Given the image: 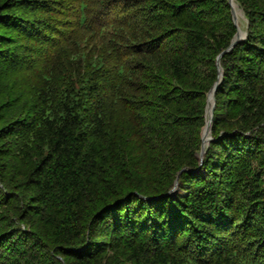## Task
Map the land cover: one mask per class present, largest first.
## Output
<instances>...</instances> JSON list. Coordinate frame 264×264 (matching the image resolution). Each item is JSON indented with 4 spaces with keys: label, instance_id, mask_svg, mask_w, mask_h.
I'll return each instance as SVG.
<instances>
[{
    "label": "trees",
    "instance_id": "obj_1",
    "mask_svg": "<svg viewBox=\"0 0 264 264\" xmlns=\"http://www.w3.org/2000/svg\"><path fill=\"white\" fill-rule=\"evenodd\" d=\"M236 1L200 163L229 0H0V264H264V0Z\"/></svg>",
    "mask_w": 264,
    "mask_h": 264
},
{
    "label": "bare ground",
    "instance_id": "obj_2",
    "mask_svg": "<svg viewBox=\"0 0 264 264\" xmlns=\"http://www.w3.org/2000/svg\"><path fill=\"white\" fill-rule=\"evenodd\" d=\"M234 0H231V2H232V6L234 5V7H235V9H236V11H237V16H239L240 15V13L239 12H241V14H242V11H240L239 10V4H238V2H233ZM231 4V3H230ZM238 18V17H237ZM236 25H237V23H236ZM240 31H241V29H240ZM246 35H247V30H246V32H245V35L243 36V37H241V34H239V29L237 28V33H236V35L234 36V39H238V38H241V39H243L244 37H246ZM240 39V40H241ZM220 64V61H218L217 60V65H218V67H219V64ZM221 65V64H220ZM220 76H221V74H220ZM212 92H211V98H210V100H209V108H210V112H209V115H208V124H209V126L207 127V130H206V134H205V139H204V135H203V149H204V146H206V144L208 143V140H209V138H210V133H211V127H210V125H211V115H212V112H213V109H215V87L213 86L212 88ZM210 89V90H211ZM207 95H208V93H207ZM214 104V105H213ZM213 114H214V112H213ZM207 124V123H206ZM207 124V125H208ZM204 129V128H203ZM202 134H204V130L201 132V136H202ZM206 150V149H205ZM205 153V152H204ZM199 157H200V155H199ZM203 159H204V156H203Z\"/></svg>",
    "mask_w": 264,
    "mask_h": 264
},
{
    "label": "water",
    "instance_id": "obj_3",
    "mask_svg": "<svg viewBox=\"0 0 264 264\" xmlns=\"http://www.w3.org/2000/svg\"><path fill=\"white\" fill-rule=\"evenodd\" d=\"M229 2L231 3V9H232V13H233V18H234V21L236 23V19H235V15H234V11H233V6H232V2L231 0H229ZM241 38H238V39H234V37L232 38V41H231V44L225 49L223 50L222 52H220L217 56V60L220 61V57L222 56V54L226 51H229L232 49V47L240 40ZM219 64V63H218ZM221 74V76H220ZM222 76H223V67L219 64V67H218V77L217 79L215 80V82L213 83V85L210 87V89L214 86L215 87V90L217 89V87L219 86L221 80H222ZM209 89V90H210ZM208 90V91H209ZM214 105V104H213ZM213 112H214V109H213ZM213 112H212V115H211V128H212V121H213ZM203 130V128H202ZM214 139V137L211 135L210 140ZM208 141V142H209ZM204 152H205V148L203 149V140H202V147H201V150L199 152V155H200V163H202L203 161V156H204Z\"/></svg>",
    "mask_w": 264,
    "mask_h": 264
},
{
    "label": "rangeland",
    "instance_id": "obj_4",
    "mask_svg": "<svg viewBox=\"0 0 264 264\" xmlns=\"http://www.w3.org/2000/svg\"><path fill=\"white\" fill-rule=\"evenodd\" d=\"M235 1L236 0H234L233 2H235ZM238 4H239V10L242 11V14H241V12H239L240 15L237 16V11H236L234 5H233V11H234L236 23H237V26H238V29H239V34H241V37H243L245 35V32H246L247 28H248L249 19H248L247 14L245 13V10L243 9V7L240 5L239 2H238ZM231 11H232V9H231ZM240 29H241V31H240ZM207 112H208V115H209V112H210L209 102H208V105H207ZM207 124H208V120H207ZM207 124L204 126V129H203L204 130V134H202V140H203V135H204V139H205L206 130H207V127L209 126V124L208 125ZM210 127H211V125H210ZM210 137H211V133H210ZM209 142L206 144V146L209 144ZM206 146H204V148H206Z\"/></svg>",
    "mask_w": 264,
    "mask_h": 264
},
{
    "label": "clouds",
    "instance_id": "obj_5",
    "mask_svg": "<svg viewBox=\"0 0 264 264\" xmlns=\"http://www.w3.org/2000/svg\"><path fill=\"white\" fill-rule=\"evenodd\" d=\"M204 126V125H203ZM203 128V127H202ZM212 129V128H211ZM201 132H202V130H201ZM211 135H212V133H211Z\"/></svg>",
    "mask_w": 264,
    "mask_h": 264
}]
</instances>
